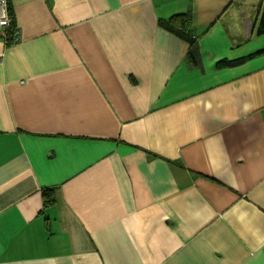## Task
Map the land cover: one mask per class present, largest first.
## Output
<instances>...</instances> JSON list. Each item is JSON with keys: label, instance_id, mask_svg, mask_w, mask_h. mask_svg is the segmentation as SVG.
<instances>
[{"label": "crops", "instance_id": "crops-1", "mask_svg": "<svg viewBox=\"0 0 264 264\" xmlns=\"http://www.w3.org/2000/svg\"><path fill=\"white\" fill-rule=\"evenodd\" d=\"M9 1L0 264H264V0Z\"/></svg>", "mask_w": 264, "mask_h": 264}, {"label": "trees", "instance_id": "trees-1", "mask_svg": "<svg viewBox=\"0 0 264 264\" xmlns=\"http://www.w3.org/2000/svg\"><path fill=\"white\" fill-rule=\"evenodd\" d=\"M8 7L9 12L14 19V13L11 8V2L8 0ZM160 26L166 30L167 32L179 37L180 39L186 41L188 43V61L192 66H200L201 65V56H200V49L197 42V38H194L191 33V25H192V16L191 13H180L175 14L167 20L159 21ZM12 29L15 28V21L12 24ZM257 35L261 36L264 35V11L262 13L261 20L258 25ZM261 52L251 55L247 58L238 60V61H228L222 60L217 63L218 69L234 66L240 63H244L246 60L254 57L255 55H259ZM45 206H50L54 203V192L53 191H44L43 192Z\"/></svg>", "mask_w": 264, "mask_h": 264}, {"label": "built area", "instance_id": "built-area-1", "mask_svg": "<svg viewBox=\"0 0 264 264\" xmlns=\"http://www.w3.org/2000/svg\"><path fill=\"white\" fill-rule=\"evenodd\" d=\"M14 20L9 12L8 0H0V39L6 44H17L21 40V31L15 25L11 28Z\"/></svg>", "mask_w": 264, "mask_h": 264}]
</instances>
